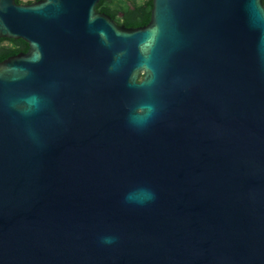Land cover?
Segmentation results:
<instances>
[{"label": "water", "instance_id": "obj_1", "mask_svg": "<svg viewBox=\"0 0 264 264\" xmlns=\"http://www.w3.org/2000/svg\"><path fill=\"white\" fill-rule=\"evenodd\" d=\"M0 0V264H264L261 0Z\"/></svg>", "mask_w": 264, "mask_h": 264}, {"label": "trees", "instance_id": "obj_2", "mask_svg": "<svg viewBox=\"0 0 264 264\" xmlns=\"http://www.w3.org/2000/svg\"><path fill=\"white\" fill-rule=\"evenodd\" d=\"M41 0H31V4ZM16 4H22L15 0ZM152 0H144L140 5L134 4V0H101L95 7L99 14L108 16L118 26L126 29L145 27L150 20ZM7 43L8 45H4ZM27 52V46L22 41L0 40V63L10 57Z\"/></svg>", "mask_w": 264, "mask_h": 264}, {"label": "rangeland", "instance_id": "obj_3", "mask_svg": "<svg viewBox=\"0 0 264 264\" xmlns=\"http://www.w3.org/2000/svg\"><path fill=\"white\" fill-rule=\"evenodd\" d=\"M22 2V4H26L27 2L31 1V0H20ZM144 0H134V4L136 5H140ZM4 45H7V43H4Z\"/></svg>", "mask_w": 264, "mask_h": 264}, {"label": "flooded vegetation", "instance_id": "obj_4", "mask_svg": "<svg viewBox=\"0 0 264 264\" xmlns=\"http://www.w3.org/2000/svg\"><path fill=\"white\" fill-rule=\"evenodd\" d=\"M261 3H262V6H263V9H264V0H261ZM21 54H23V53H21Z\"/></svg>", "mask_w": 264, "mask_h": 264}]
</instances>
